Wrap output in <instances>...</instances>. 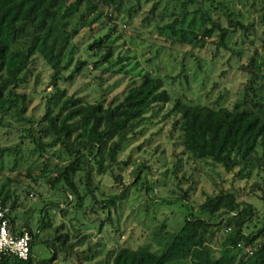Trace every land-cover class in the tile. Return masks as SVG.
<instances>
[{
  "label": "trees",
  "instance_id": "trees-1",
  "mask_svg": "<svg viewBox=\"0 0 264 264\" xmlns=\"http://www.w3.org/2000/svg\"><path fill=\"white\" fill-rule=\"evenodd\" d=\"M241 1L245 12L236 10L232 0H0V128L13 122L24 125L22 131L34 145L31 153L40 158L57 146L66 152L67 162L55 164L50 171L57 174L45 179L63 183L65 191L77 200V207L84 206L87 198L74 180L78 172H85L89 188L94 186V172L110 175L115 185H123L122 171L131 158L121 159V152L144 134L146 123H152L161 106L171 100L164 78L147 72L120 101L109 104L104 100L84 102L81 97L69 95L59 80L71 82L90 64L97 70L112 62L116 51L112 34L118 31V14L132 18L144 13L145 22L156 20L160 34L193 48L203 45L206 39L226 49H231L233 39L238 43L237 37L247 41L250 54L239 68L250 77L231 107L220 105L219 99L196 105L178 99L172 112L177 116L173 118V130L180 126L183 153L194 163L219 164L226 172H235L236 178H250L254 171L264 170V100L254 86L260 77L256 71L258 43L264 47V0ZM233 52L242 54L241 50ZM38 57L51 67L55 90L42 116L35 119L26 88ZM21 154L20 144L7 146L0 140V199L5 204L11 201L12 229L17 233L26 229L31 234L30 256L21 259L11 253L2 254L0 264H59L61 251L68 264H264V213L259 225L253 223L258 216L255 206L240 199L239 190L225 188L212 175L214 192L202 191V201L197 208L191 207L193 212L180 228L171 230L163 224L153 232L166 239L162 253L146 246H119L102 262H92L97 248L91 244L80 248L90 235H81L80 230L71 235L59 232L58 227V233L45 240L54 256L38 260L33 251L37 234L28 224H16L12 216L18 207L11 188L13 179L3 173L5 158L12 157L13 167H17ZM42 171L40 176L44 175ZM191 183L176 195L187 206L195 189V181ZM131 186L124 184L120 194L97 199L96 208L117 206L129 197ZM141 189L150 196L154 187L146 180ZM257 189L262 191L260 198L264 201V189ZM112 218L109 214L101 226ZM50 225L44 222L38 232ZM115 232L120 237V223Z\"/></svg>",
  "mask_w": 264,
  "mask_h": 264
},
{
  "label": "rangeland",
  "instance_id": "rangeland-1",
  "mask_svg": "<svg viewBox=\"0 0 264 264\" xmlns=\"http://www.w3.org/2000/svg\"><path fill=\"white\" fill-rule=\"evenodd\" d=\"M232 1L236 10L245 12L246 8L241 0ZM99 22L100 20L97 23ZM156 23V20L145 22L144 13L132 18L126 14H118V31L112 34L116 46L113 61L97 70L90 64L84 73L77 75L71 82L59 80L67 94L81 97L84 102L104 100L107 104L120 101L127 90L133 84L140 83L147 72L165 80L171 100L161 106L152 123H146L148 129L144 134L120 154L123 160L131 158L122 175L124 184L132 185V190L129 197L118 202L117 206L96 208L94 203L97 199L120 194L124 184L115 185L110 175L94 172V186L89 188L85 184V172H78L74 180L87 198L84 206L77 207V200L65 191L63 183H49L45 179L52 174L50 170L54 169L55 164L63 165L67 162L69 157L66 152L59 150L60 147L57 146L40 158L31 153L34 145L22 131L24 125L13 122L12 125L5 124L0 128L2 144L21 146L22 154L17 167H13L12 157H6L3 173L13 179L11 188L18 207L14 209L12 216L16 219V224H28L37 234L33 251L38 260L54 256L45 240L56 235L58 227L59 232H70L71 235L76 230H80L81 235H90L80 248L88 244L97 248L98 253L92 262H102L110 251L119 246H146L150 251L162 253L166 247V239L155 236L153 232L163 224L171 230L180 228L186 216L193 212L191 207L194 205L197 208L202 201V191L214 192L211 175L225 188L239 190L240 199L255 206L258 216L253 218V223L259 225L262 219L264 201L260 198L262 191L257 188L260 186L264 189V170L254 171L248 179H240L235 177V172L228 173L219 164L201 162L200 166L183 153L180 126L173 130V118L176 115L172 110L178 99L195 105L211 104L219 99L220 105L229 107L238 99L250 77L247 71L239 68L250 54L247 41L237 37L238 43L233 39L229 43L231 49H226L218 46L212 39H206L203 45L193 48L175 43L171 38L160 34ZM106 29H102L96 36L103 34ZM234 49L241 50V56L235 54ZM258 51L256 64L259 69L256 67V71L260 73V77L255 80L254 86L259 98L264 100V47L259 43ZM122 68L128 73L125 74ZM52 74L51 67L38 57L33 77L26 88L32 99L30 109L35 119L42 116L46 101L55 90ZM141 166V179L136 184L134 181ZM28 171L32 172L31 176L27 175ZM41 171L43 177L40 176ZM56 174H52V177ZM146 180L154 187L150 196L141 189V184ZM191 180L195 181V189L191 190L190 205L187 206L176 195L188 189L192 184ZM7 204L10 205L11 201ZM109 214H112V221L101 226ZM44 222H51V225L38 232ZM118 223L122 233L117 238L115 230ZM58 255L59 264H68L64 262L65 252L61 251Z\"/></svg>",
  "mask_w": 264,
  "mask_h": 264
},
{
  "label": "built area",
  "instance_id": "built-area-1",
  "mask_svg": "<svg viewBox=\"0 0 264 264\" xmlns=\"http://www.w3.org/2000/svg\"><path fill=\"white\" fill-rule=\"evenodd\" d=\"M10 212L9 205L0 199V257L2 254L11 253L21 259H28L32 236L26 229H22L20 233L12 229Z\"/></svg>",
  "mask_w": 264,
  "mask_h": 264
},
{
  "label": "crops",
  "instance_id": "crops-1",
  "mask_svg": "<svg viewBox=\"0 0 264 264\" xmlns=\"http://www.w3.org/2000/svg\"><path fill=\"white\" fill-rule=\"evenodd\" d=\"M12 223V222H11Z\"/></svg>",
  "mask_w": 264,
  "mask_h": 264
}]
</instances>
